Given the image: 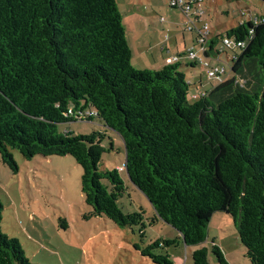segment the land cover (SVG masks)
<instances>
[{"label": "trees", "instance_id": "16d2710c", "mask_svg": "<svg viewBox=\"0 0 264 264\" xmlns=\"http://www.w3.org/2000/svg\"><path fill=\"white\" fill-rule=\"evenodd\" d=\"M225 38L245 43L233 51L230 76L190 102L182 68L202 64L133 68L116 0H0L3 164L18 172L11 150L26 160L73 157L83 170L87 216L141 226L144 238V212L124 214L119 206L126 171L152 204V223L181 234L141 248L154 264H175L164 250L179 242L200 246L193 264H209L201 245L216 212L232 216L246 257L264 264V16L212 36L205 55L220 56ZM83 119H98L123 139V170L101 168L103 154L114 150L104 144L106 130L59 128ZM3 210L0 199V264H31L20 241L2 233ZM212 242L218 263L228 264Z\"/></svg>", "mask_w": 264, "mask_h": 264}, {"label": "rangeland", "instance_id": "374dc122", "mask_svg": "<svg viewBox=\"0 0 264 264\" xmlns=\"http://www.w3.org/2000/svg\"><path fill=\"white\" fill-rule=\"evenodd\" d=\"M116 3L132 51V66L136 70L160 71L169 64L165 59L169 55L161 53L157 39L153 40L157 27L160 30L164 27L158 25L160 18H166L167 22L170 19L175 21V16L179 18V42L186 38L189 43L181 49L183 56L177 60L180 64L192 65L199 62V57H204L202 50L194 47L197 33L186 32L189 17L180 9L174 10L171 0H116ZM202 11L203 21L197 24L198 29L209 25L213 34H223L240 22H255L264 16V1L203 0ZM144 24L148 31L143 41L140 35ZM175 35L177 31L173 37ZM193 47L196 57L187 54ZM206 62L210 67L182 68L186 81L191 85L190 102L200 100V96L194 99V94L200 95L210 90L211 84L220 81L219 78H209L211 67L227 66V75L222 78L230 76L229 60L225 54L219 60L210 58ZM59 128L76 135L106 130L108 136L104 144L109 148L112 142L114 150L103 154L101 168L113 170L125 165L123 139L116 132L102 127L98 119L93 122L77 120L61 124ZM11 153L19 169L17 173L3 164L0 156V199L4 205L1 230L4 235L20 241L31 264H154L150 258L142 256L141 248L159 238L179 237L178 231L165 222L152 223L154 208L145 194L132 184L126 171L121 172L125 191L119 199V206L124 214L144 212V238L141 237V226L121 227L106 217L87 216L92 209L81 191L83 170L73 157L37 156L26 160L18 150H11ZM213 240L228 264H252L246 257V249L229 214H214L208 238L201 245L209 250V264H219L212 252ZM199 247H187L179 242L164 252L175 264H193L192 253Z\"/></svg>", "mask_w": 264, "mask_h": 264}, {"label": "built area", "instance_id": "2783aa9c", "mask_svg": "<svg viewBox=\"0 0 264 264\" xmlns=\"http://www.w3.org/2000/svg\"><path fill=\"white\" fill-rule=\"evenodd\" d=\"M171 6L174 7V9L182 10L185 13V15L189 17L190 25L189 24L187 25L186 32H190V33L196 32L197 33V37L195 38L196 44L194 47H199L202 50L203 55H204L203 58L199 57L198 61L204 67H210L209 62H206V60L210 58H208L205 55L206 50H207V42L212 37L211 32L209 31V25H206L204 29H201V28L198 29L197 27V24L203 21L202 20V15L204 14V11H202L203 0H171ZM257 20L258 19H256V21ZM194 47L191 48L187 52V54L191 55L192 57H196ZM239 47L244 48L245 43L237 42V44H235L234 41L228 38H225L222 41V44H220V46H217L216 48L219 49L222 54L226 53V55H228V60H229L228 64H229L230 59L234 58L236 55L235 53H233V51L234 50L238 51ZM230 52L232 53L230 54ZM220 56H218L217 58H212V59L219 60ZM174 60L177 61L178 57L176 56H174V58L170 57L167 59V62L174 63L173 62ZM226 73H227V66H216V67H211V69L208 72V76L209 78H219L221 80L222 76L226 75ZM199 96L200 97L206 96V92H202L200 95L194 94L193 98L197 99ZM123 169H124V166L119 167V170H123Z\"/></svg>", "mask_w": 264, "mask_h": 264}, {"label": "crops", "instance_id": "0c3cea01", "mask_svg": "<svg viewBox=\"0 0 264 264\" xmlns=\"http://www.w3.org/2000/svg\"><path fill=\"white\" fill-rule=\"evenodd\" d=\"M174 10H177V9H174ZM175 17H176V20L173 22H172V19H170L167 22L166 18H160V21H159L160 23L158 22V25L161 24L164 27H162L161 30H160L159 26L157 27V30H155L154 34H153L154 35L153 40L157 39V42H156L157 47L160 48L161 53H165V55L166 54L169 55V56H165V59L166 58L168 59V58L172 57L171 55H173V56L178 57V60H179L181 58V56H183L181 54L182 47L185 49L189 45V43L187 42L186 38L184 39V42H179L178 36H180L179 31L181 30V28L178 25V19L179 18L177 16H175ZM146 27L147 26H145V24L142 25V27H141L142 31H141L140 36H141V39H143V41L145 40V32L148 31V30H146ZM176 31H177V35H175L173 37V33ZM170 35H172V36H170ZM211 35L217 36V35H219V33L217 32V33L213 34V32H211ZM173 41H174L173 46H175V48L172 46ZM138 46H140V45H138ZM191 67L193 68V66H190L189 68H191ZM200 86H201V83H200ZM207 91H209V90H207ZM178 234H179V237H181V234L180 233H178Z\"/></svg>", "mask_w": 264, "mask_h": 264}]
</instances>
